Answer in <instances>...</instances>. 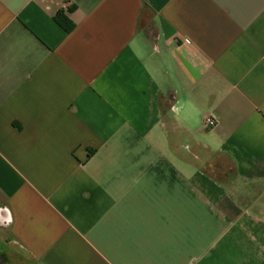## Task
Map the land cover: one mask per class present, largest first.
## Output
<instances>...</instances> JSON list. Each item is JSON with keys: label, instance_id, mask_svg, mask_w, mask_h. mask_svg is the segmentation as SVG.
<instances>
[{"label": "crops", "instance_id": "obj_1", "mask_svg": "<svg viewBox=\"0 0 264 264\" xmlns=\"http://www.w3.org/2000/svg\"><path fill=\"white\" fill-rule=\"evenodd\" d=\"M0 264H264V0H0Z\"/></svg>", "mask_w": 264, "mask_h": 264}, {"label": "rangeland", "instance_id": "obj_2", "mask_svg": "<svg viewBox=\"0 0 264 264\" xmlns=\"http://www.w3.org/2000/svg\"><path fill=\"white\" fill-rule=\"evenodd\" d=\"M231 172V164L229 162H227L225 159L221 158L220 161H219V167L216 169L215 171V175L218 176V178L221 180V179H224V176L226 175H229ZM224 181V180H222ZM237 185V189H241L242 188V191H244V187H240L238 184ZM238 191V190H237Z\"/></svg>", "mask_w": 264, "mask_h": 264}, {"label": "built area", "instance_id": "obj_3", "mask_svg": "<svg viewBox=\"0 0 264 264\" xmlns=\"http://www.w3.org/2000/svg\"><path fill=\"white\" fill-rule=\"evenodd\" d=\"M218 122L214 116H207L205 119V127L207 128H215L217 126Z\"/></svg>", "mask_w": 264, "mask_h": 264}, {"label": "trees", "instance_id": "obj_4", "mask_svg": "<svg viewBox=\"0 0 264 264\" xmlns=\"http://www.w3.org/2000/svg\"><path fill=\"white\" fill-rule=\"evenodd\" d=\"M61 17H62V16H61ZM60 20H61L62 23H65L64 21H67L65 17H62ZM67 26H68V28H70V24H69V25L66 24V27H67Z\"/></svg>", "mask_w": 264, "mask_h": 264}]
</instances>
